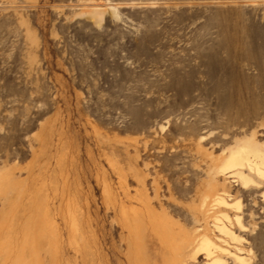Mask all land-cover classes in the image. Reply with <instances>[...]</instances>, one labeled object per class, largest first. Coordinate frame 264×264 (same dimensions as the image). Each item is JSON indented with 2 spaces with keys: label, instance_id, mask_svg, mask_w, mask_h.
Segmentation results:
<instances>
[{
  "label": "rangeland",
  "instance_id": "1",
  "mask_svg": "<svg viewBox=\"0 0 264 264\" xmlns=\"http://www.w3.org/2000/svg\"><path fill=\"white\" fill-rule=\"evenodd\" d=\"M256 151L264 0H0V264H264Z\"/></svg>",
  "mask_w": 264,
  "mask_h": 264
},
{
  "label": "bare ground",
  "instance_id": "2",
  "mask_svg": "<svg viewBox=\"0 0 264 264\" xmlns=\"http://www.w3.org/2000/svg\"><path fill=\"white\" fill-rule=\"evenodd\" d=\"M241 153L234 154L227 160L226 165L229 168H236L234 174L237 175L240 179H242L244 184L247 182V179L243 176V173L240 171V169L242 167L247 168V170H249L250 172H253L255 175H257L259 177H264V154H261V153L256 151V152H253L252 156H247V154L242 155ZM208 194L210 195L211 198H210V200H208L206 197L202 201L201 211L206 216L212 215V218H213V215L215 213L217 214V212H219L218 208L227 207L228 204L225 202V199L222 198V196L219 195L217 193V191L214 190L212 187L209 188ZM229 208H231V207H229ZM233 210H234V208H233ZM220 216H221V214H220ZM233 217H235V216H233ZM239 218H237V219H239ZM237 219L234 222L239 224L240 221H238ZM231 221H233V220H230L229 216L227 214H224L223 216H221V218H216L214 220L213 224H214V227L218 231L219 234H223L225 236H231L232 234L231 235L229 234V228H228L232 223ZM221 239H222V237H221ZM198 242H199V244H198L197 252L202 253L204 255V260H206V264H225V261L221 258L222 254H223V256L225 255V256L229 257L233 261V264H247V261L242 256H239L236 253L227 251L226 250L227 248L224 249V248H221L219 246H214V244H212L208 240H202L201 239V240H198ZM189 243H193V242H189ZM185 249H186V247H185Z\"/></svg>",
  "mask_w": 264,
  "mask_h": 264
}]
</instances>
